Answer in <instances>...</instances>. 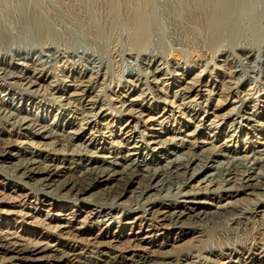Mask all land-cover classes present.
Returning <instances> with one entry per match:
<instances>
[{"label": "bare ground", "instance_id": "1", "mask_svg": "<svg viewBox=\"0 0 264 264\" xmlns=\"http://www.w3.org/2000/svg\"><path fill=\"white\" fill-rule=\"evenodd\" d=\"M230 57L254 86L176 79ZM262 80L264 0H0V264H264Z\"/></svg>", "mask_w": 264, "mask_h": 264}, {"label": "rangeland", "instance_id": "2", "mask_svg": "<svg viewBox=\"0 0 264 264\" xmlns=\"http://www.w3.org/2000/svg\"><path fill=\"white\" fill-rule=\"evenodd\" d=\"M234 59L235 58L230 57V61H231L230 64L225 63V62H221V61H218V62L216 61L215 63H213L214 65L212 64L208 68L206 66V63L205 62L203 63V61H201L199 64L200 66H194V67L188 68V69H192V70L189 73L190 75H188L186 77L181 75V74H183L181 71H178L180 75L176 76V79L178 80L179 84L186 82V83H190L189 85H191L192 83H194L198 80L200 81L202 79L199 76L206 75L207 77H204L202 80V83H204V84L220 83L223 87H229V86L235 87L236 86L235 82H237L238 84L244 82L245 85L242 87V90L248 89V87L251 85L254 86L256 81L255 80L253 81V77H255L256 75L255 74H249V73L247 75H245L244 74L245 68L242 67V64H240V65L236 64V60H234ZM222 60L224 61V59H222ZM8 62H11V61L8 60ZM54 64H55L54 66H56V67L52 66L53 70L50 69V71L52 72V74L55 72L54 74L58 75V78H57L59 80L58 82L60 83V85L63 86L66 83V81H70L71 76H72V69L76 68V67L72 63H68L69 64L68 65L67 63L64 64L63 62H59V63L54 62ZM79 65H80V68L82 70L87 69L83 64H82L83 66L81 65V63H79ZM123 68H124V71H123ZM239 68H241V69H239ZM127 69L128 68L126 66H121V67L118 66V67L113 68L112 76L114 75L113 77L116 76L118 78V80H117V78L115 77L116 78L115 80H117L116 83L119 82V84L120 83H122V84L125 83V85L128 84L126 81H129L130 78L128 77V75H125V71ZM121 71H122V73H121ZM234 71L239 72L240 75L239 74L237 75L238 79L237 78L234 79L231 77L232 72H234ZM251 75H253V76L251 77ZM247 79H250V80H247ZM262 81L264 82V80H262ZM162 83L163 84L159 86V88L161 89V92H158V93L156 92L157 97H159L158 101L162 100V101L166 102V105L163 103L160 104L161 108H165V106H166L167 109H170L174 112L175 116L178 119H183L186 116L190 115L188 110H185L183 108L180 109L177 107L180 105V102L178 101V99H176L174 97L173 91L176 90L177 88L172 86V81H163ZM231 83H233V84H231ZM19 84L20 83H18V82L17 83L14 82L10 86L15 90L16 93H19V94L24 93V91L27 90L26 87L22 86L21 84L19 85ZM164 84L167 86H165ZM199 89L200 88H197L195 92L190 94L191 99H193L194 102L199 101V97L201 95L208 94L207 92H199L198 91ZM203 89H205L206 91L209 90L208 87H204ZM141 94H142V92L140 90H138L137 92H135V91L131 92V91H126V90L120 89V87H118V86L112 85V88H110V90H108V93L106 96H108V98H110L113 101H116V100L120 101L121 99H124V100H127V99L137 100L138 99V101L140 103H143L141 101L142 100ZM153 97H152V95H149L146 98L145 104L147 106H153L157 103L156 98L155 97L153 98ZM40 100L44 101L45 103H50L49 100H46L43 98H40ZM200 118L202 119L203 116L201 115ZM0 183H3V185L9 186L11 182H9L8 180H5L4 178H1ZM204 186L205 185H196L195 191L196 192H205L206 190H204ZM9 188L13 191H16V188H13V185L9 186ZM260 192L261 191H259L257 193H260ZM12 194H14V193H12ZM19 194H21V193H19ZM5 200L9 201V202L12 201L11 198H9V197H6ZM23 205H25V203H23ZM27 207H30V209H31V208H35L36 205H29L28 204ZM58 212L59 211L57 209L53 211V213H58Z\"/></svg>", "mask_w": 264, "mask_h": 264}]
</instances>
